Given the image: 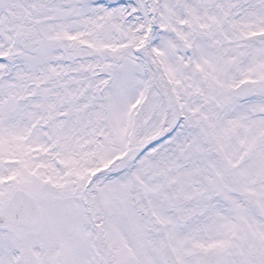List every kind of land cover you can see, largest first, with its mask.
Segmentation results:
<instances>
[{"label": "snow or ice", "instance_id": "6c2138e0", "mask_svg": "<svg viewBox=\"0 0 264 264\" xmlns=\"http://www.w3.org/2000/svg\"><path fill=\"white\" fill-rule=\"evenodd\" d=\"M0 264H264V0H0Z\"/></svg>", "mask_w": 264, "mask_h": 264}]
</instances>
